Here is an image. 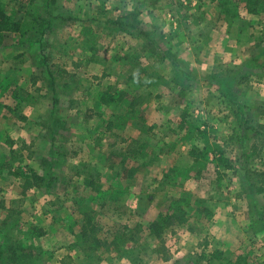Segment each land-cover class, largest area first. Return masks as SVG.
I'll return each mask as SVG.
<instances>
[{
  "label": "rangeland",
  "instance_id": "rangeland-1",
  "mask_svg": "<svg viewBox=\"0 0 264 264\" xmlns=\"http://www.w3.org/2000/svg\"><path fill=\"white\" fill-rule=\"evenodd\" d=\"M244 2L0 0V264L26 232L32 264H264V0ZM178 197L163 260L146 227ZM84 212L127 241L80 249Z\"/></svg>",
  "mask_w": 264,
  "mask_h": 264
},
{
  "label": "trees",
  "instance_id": "trees-1",
  "mask_svg": "<svg viewBox=\"0 0 264 264\" xmlns=\"http://www.w3.org/2000/svg\"><path fill=\"white\" fill-rule=\"evenodd\" d=\"M244 9L246 12L254 14L257 11V6L262 0H244ZM220 4V3H219ZM219 6V5H218ZM17 26L11 21L10 17L7 15V13L0 9V33H4L7 31H15L17 30ZM3 40H0V45H2ZM106 93V92H105ZM120 94L117 95L116 98H114L111 94L106 96L104 94L100 99L103 104L110 103L113 99L122 100L126 95V91L119 92ZM144 98L140 95L133 97L132 100L129 102V106L132 108L135 106L136 103H140ZM262 127V125L260 126ZM261 132V130H256ZM188 154L193 158L194 162L201 161V163L206 164L208 161V154L209 151L206 148H198L193 147L189 150ZM219 159H222V157H219ZM5 166L0 161V167ZM174 170V167L170 168L169 171ZM50 178V172L47 173ZM167 176V173L165 174ZM23 182H22V189L26 190L30 187L35 185V181H38L40 184L45 183V180L41 177H39L36 174H32L31 176H24L23 174ZM52 181L53 179H49ZM93 184V182H92ZM264 193V184L259 188ZM184 204H189V200L187 198L178 197V198H172L170 199L169 205L166 209L162 210L158 215L157 218L148 223L146 229L149 231L150 235H153L155 239H157L159 243L158 252L162 253L161 259L167 260L168 255H166L167 249L164 246V238L163 233L166 229L170 228L174 224H180L185 222V216L187 214L186 209L184 208ZM83 220L82 224L80 225V249H89L92 253L93 251H97L99 248H103L106 251L112 250L115 248L118 249L121 244L117 242V240L120 238H123L122 241H127L126 236L124 234V237H121L120 235H113L114 237H111V233L106 230L103 238H97L95 234L97 232H101L102 229L99 228L96 223L92 221V218L89 216V213L84 212L83 213ZM34 232V231H33ZM33 232H31V237H33ZM36 233V231H35ZM107 233V234H106ZM39 234V233H37ZM130 235V234H129ZM29 233H25L24 235L19 238L18 241H15L13 246L8 249L9 254L6 256L9 260L10 264H32L35 260V255L31 252L27 253L26 249L24 247L25 242L29 239ZM86 245V246H84ZM91 253H88L89 257ZM4 255L3 248L0 247V257ZM92 256V255H91ZM60 264H72L73 257L71 254L64 255L60 260H58ZM226 264H233L230 260Z\"/></svg>",
  "mask_w": 264,
  "mask_h": 264
},
{
  "label": "crops",
  "instance_id": "crops-1",
  "mask_svg": "<svg viewBox=\"0 0 264 264\" xmlns=\"http://www.w3.org/2000/svg\"><path fill=\"white\" fill-rule=\"evenodd\" d=\"M56 264H60V263H59V261H57V263H56Z\"/></svg>",
  "mask_w": 264,
  "mask_h": 264
}]
</instances>
